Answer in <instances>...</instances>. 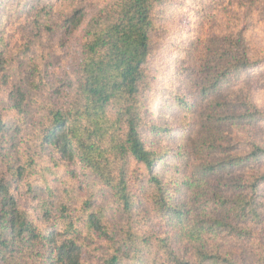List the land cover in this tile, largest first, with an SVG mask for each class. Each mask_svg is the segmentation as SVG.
Returning a JSON list of instances; mask_svg holds the SVG:
<instances>
[{"label":"trees","instance_id":"obj_1","mask_svg":"<svg viewBox=\"0 0 264 264\" xmlns=\"http://www.w3.org/2000/svg\"><path fill=\"white\" fill-rule=\"evenodd\" d=\"M166 1L100 9L73 80L53 89L44 44L76 31L83 10L57 20L37 0L21 44L0 24V264H264L253 130L264 110L242 78L264 54L247 23L206 44L197 32L177 72L188 98L169 92L179 126L153 123L145 98ZM79 176L92 180L85 195Z\"/></svg>","mask_w":264,"mask_h":264},{"label":"rangeland","instance_id":"obj_2","mask_svg":"<svg viewBox=\"0 0 264 264\" xmlns=\"http://www.w3.org/2000/svg\"><path fill=\"white\" fill-rule=\"evenodd\" d=\"M10 1L2 0L0 24L12 45L16 42L21 44L23 41H20L25 35L24 24L30 17L28 11L30 7L35 6L37 0H23L19 5L12 2V5L8 6ZM46 1L51 2V9L57 20L70 15L78 8L82 9L84 14L76 31L64 34L58 28L44 44L49 54L47 74L51 81L50 88L53 89L52 84L65 86L73 80L88 22L113 0ZM22 8L25 9L21 12ZM159 17L157 41L149 63L152 84L145 98V115L157 125L179 126V117L168 104L173 100L169 92H179L182 97L188 98L187 89L183 87L180 91V77L177 72L197 32L200 31L202 43L206 44L213 38L223 36L230 28L245 26L247 23V42L255 45L254 50L259 56L264 54V0H167L160 7ZM256 46L259 47L256 49ZM255 56L256 53L253 57ZM242 78L247 80L246 86L250 89L252 102L264 110V63L255 65L243 73ZM62 88L66 90V87ZM253 130L256 140L264 144V122L254 126ZM158 144L162 146L163 143L158 141ZM261 169L264 171V163ZM79 180L81 188L78 192L85 195L93 188L92 180L80 176ZM100 196L101 192H98L96 198L102 203Z\"/></svg>","mask_w":264,"mask_h":264}]
</instances>
